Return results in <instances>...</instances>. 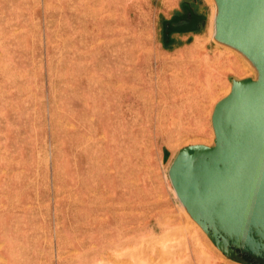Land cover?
Masks as SVG:
<instances>
[{"label": "rangeland", "instance_id": "rangeland-1", "mask_svg": "<svg viewBox=\"0 0 264 264\" xmlns=\"http://www.w3.org/2000/svg\"><path fill=\"white\" fill-rule=\"evenodd\" d=\"M219 13L0 0V264H264V245L228 232L246 224L237 197L200 177L183 202L171 179L182 150L219 144L216 106L258 77L217 40Z\"/></svg>", "mask_w": 264, "mask_h": 264}, {"label": "water", "instance_id": "water-1", "mask_svg": "<svg viewBox=\"0 0 264 264\" xmlns=\"http://www.w3.org/2000/svg\"><path fill=\"white\" fill-rule=\"evenodd\" d=\"M216 1L218 40L246 54L258 77L237 82L216 106L213 126L219 144L182 150L171 179L183 202L201 197L200 177L213 186L210 196L237 197V217L243 220L245 215L246 224L230 226L228 232L245 247L256 249L255 245H264L260 238L264 235V0ZM232 164L233 168H225Z\"/></svg>", "mask_w": 264, "mask_h": 264}, {"label": "bare ground", "instance_id": "bare-ground-1", "mask_svg": "<svg viewBox=\"0 0 264 264\" xmlns=\"http://www.w3.org/2000/svg\"><path fill=\"white\" fill-rule=\"evenodd\" d=\"M213 1V0H212ZM218 20V19H217ZM216 35H218V28H216ZM218 40V39H217ZM223 44V43H222ZM224 45V44H223ZM87 147V146H86ZM107 254V253H106ZM119 263V262H118Z\"/></svg>", "mask_w": 264, "mask_h": 264}, {"label": "crops", "instance_id": "crops-1", "mask_svg": "<svg viewBox=\"0 0 264 264\" xmlns=\"http://www.w3.org/2000/svg\"><path fill=\"white\" fill-rule=\"evenodd\" d=\"M178 39H180V41H183L184 40V38H182V37H178Z\"/></svg>", "mask_w": 264, "mask_h": 264}]
</instances>
